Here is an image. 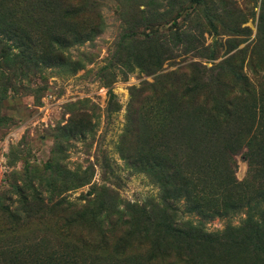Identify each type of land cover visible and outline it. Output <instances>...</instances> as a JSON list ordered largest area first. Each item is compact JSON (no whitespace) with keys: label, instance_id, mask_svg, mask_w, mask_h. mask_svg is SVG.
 I'll list each match as a JSON object with an SVG mask.
<instances>
[{"label":"trees","instance_id":"16d2710c","mask_svg":"<svg viewBox=\"0 0 264 264\" xmlns=\"http://www.w3.org/2000/svg\"><path fill=\"white\" fill-rule=\"evenodd\" d=\"M80 1L0 0V82L3 70H12L14 58L36 67L65 65L67 47L99 33V26L60 28L81 16L76 4ZM164 7V12L145 10L143 19L150 31L137 37L129 30L132 34L123 36L122 46L112 56L119 61L131 41L145 42L151 56L138 54L136 59L148 74L174 58L180 44L187 43L188 33L160 27L167 16L181 14L183 5L169 0ZM232 71L236 79H247L240 68ZM25 73L24 69L21 74ZM213 77L220 82H189L179 92L176 85L172 90L170 85L154 88L147 125L155 131L144 140L139 125L144 94L141 88L132 89V128L126 132L135 135L141 148L137 146L126 159L160 184L159 202L128 201L121 208L115 199L111 209H100L101 192L93 189V197H63L49 206L40 192L30 199L18 186L20 205L12 208L8 204L12 198L0 195V264H221L229 258L234 259L232 264H264V91L242 111L233 97L235 85L222 82L221 71ZM236 83L242 94L253 96L250 82ZM127 137L123 135V145ZM238 154L249 165L243 180L236 175ZM45 181L48 184L40 185L58 190L55 181ZM33 202L40 207L38 212H32ZM44 213L48 215L44 221L55 217L56 230L29 238L27 225L42 223ZM239 213L246 214L239 224L207 227L211 220ZM45 235L49 238L44 241Z\"/></svg>","mask_w":264,"mask_h":264},{"label":"rangeland","instance_id":"374dc122","mask_svg":"<svg viewBox=\"0 0 264 264\" xmlns=\"http://www.w3.org/2000/svg\"><path fill=\"white\" fill-rule=\"evenodd\" d=\"M92 1L96 3L87 0L76 3L81 6L78 8L81 16L60 26L65 29L100 27L91 40L65 49V65L36 67L14 58L10 61L12 70H3L0 195L12 198L8 202L12 208L19 204V187L30 194V199L40 192L39 196L49 206L63 197L72 200L93 197V189L101 192L100 209L110 208L115 199L120 201L121 208H126L128 201L159 202L160 184L145 171L132 167L126 159L139 146L135 135L126 132L132 128L129 105L134 87L141 88L144 94L145 104L139 120L143 140L148 132L155 131L147 125L151 117L147 109L158 86L170 85L172 90L176 85L179 92L189 82H220L213 76L221 71L222 82L235 85L233 97L242 111L250 108L256 93L258 99L259 92L264 91V0H203L201 3L174 0L183 5L181 14L167 16L160 28L165 32L186 31L187 43L180 44L176 56L152 74L136 59L138 54L151 56L145 42L138 45L131 41L119 61L113 56L122 46L123 36L134 31L137 37H143L150 31L143 19L145 10L164 12L169 0ZM232 67L240 68L247 79H236ZM131 68L134 70L130 71ZM24 69L26 73L22 75ZM246 81L252 88L251 97L242 94L240 83H236ZM124 134L128 137L123 145ZM235 158L237 178L243 180L248 176L249 165L242 154ZM45 180L55 181L58 190L54 192L52 186H41L48 184ZM81 180L89 182L79 185L77 182ZM39 208L36 202L32 203V212H38ZM245 216L239 213L216 218L207 222V227L216 230L227 223L239 224ZM184 217L198 218L192 214ZM47 218L44 213L39 219L42 223H29L30 232L26 235L39 239L48 229L55 231V217L53 221L51 217L44 221ZM120 229L121 225L117 227ZM45 237L44 241L49 238ZM233 262L229 258L221 264Z\"/></svg>","mask_w":264,"mask_h":264}]
</instances>
